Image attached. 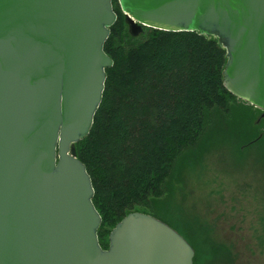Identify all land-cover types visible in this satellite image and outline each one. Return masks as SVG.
<instances>
[{
  "label": "water",
  "instance_id": "water-1",
  "mask_svg": "<svg viewBox=\"0 0 264 264\" xmlns=\"http://www.w3.org/2000/svg\"><path fill=\"white\" fill-rule=\"evenodd\" d=\"M131 36L195 31L225 51L223 88L264 117V0H115ZM111 0H0V264H192L172 228L140 212L100 218L73 144L100 103Z\"/></svg>",
  "mask_w": 264,
  "mask_h": 264
},
{
  "label": "trees",
  "instance_id": "trees-1",
  "mask_svg": "<svg viewBox=\"0 0 264 264\" xmlns=\"http://www.w3.org/2000/svg\"><path fill=\"white\" fill-rule=\"evenodd\" d=\"M111 4L115 21L102 46L111 66L104 69L91 126L73 144L90 180L91 203L100 218L96 239L103 250L109 231L130 212L175 230L150 205L166 193L176 165L192 169L197 164L207 126L212 134L227 115L240 139L247 140L240 148L264 144V119L252 124L259 109L222 86L225 51L215 38L146 27L131 36L115 0ZM227 101L233 102L230 107ZM178 234L194 247L189 237ZM255 240L264 251V218Z\"/></svg>",
  "mask_w": 264,
  "mask_h": 264
},
{
  "label": "rangeland",
  "instance_id": "rangeland-1",
  "mask_svg": "<svg viewBox=\"0 0 264 264\" xmlns=\"http://www.w3.org/2000/svg\"><path fill=\"white\" fill-rule=\"evenodd\" d=\"M256 113L253 125L264 119L260 110ZM234 125L226 115L212 134L207 126L197 164L176 165L166 193L150 205L174 231L189 237L192 264H264L255 240L264 218V144L240 148L247 140Z\"/></svg>",
  "mask_w": 264,
  "mask_h": 264
}]
</instances>
